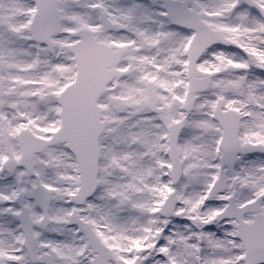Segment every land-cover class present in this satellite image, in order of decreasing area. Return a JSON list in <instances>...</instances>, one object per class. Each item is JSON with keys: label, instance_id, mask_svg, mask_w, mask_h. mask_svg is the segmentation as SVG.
Segmentation results:
<instances>
[{"label": "snow or ice", "instance_id": "1", "mask_svg": "<svg viewBox=\"0 0 264 264\" xmlns=\"http://www.w3.org/2000/svg\"><path fill=\"white\" fill-rule=\"evenodd\" d=\"M0 264H264V0H0Z\"/></svg>", "mask_w": 264, "mask_h": 264}]
</instances>
